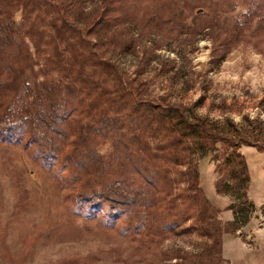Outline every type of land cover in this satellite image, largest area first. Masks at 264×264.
Listing matches in <instances>:
<instances>
[{
  "label": "rangeland",
  "instance_id": "374dc122",
  "mask_svg": "<svg viewBox=\"0 0 264 264\" xmlns=\"http://www.w3.org/2000/svg\"><path fill=\"white\" fill-rule=\"evenodd\" d=\"M38 2V7H30L37 43H31L34 67L41 79L75 84L69 97L73 114L89 122L105 103L98 94L101 88L92 91L89 81L78 75L82 48L56 38L52 21L59 18L58 10ZM56 2L64 3L76 25L99 29L97 36H90L97 43L95 52L120 71L108 73L95 65L94 57L88 59L86 71L107 88L106 98L120 93L118 79L128 80L144 98L165 96L188 113L220 124L232 120L240 127L259 120L264 130V21L258 14L255 19L249 16L253 0H111L99 21L104 0ZM22 15L18 9L15 22H21ZM157 132H147L150 142L158 140ZM96 151L106 162L107 179L131 178L129 167L121 170L110 161V139L100 140ZM239 152L247 162V196L253 207L236 221L238 204L233 209V198L215 189L217 179H229L230 169L222 158L215 159L218 152L198 161L199 186L218 209L215 218L230 231L224 235L240 242L227 237L218 253L192 217L167 227L161 241L151 243L139 241L119 225H104L101 212L86 217L82 208L77 215L69 202L77 181L57 167L38 165L22 144L0 142V264H199L198 258L202 264H264V153L245 145ZM183 169L171 166L168 182L172 196L184 202L180 210L186 215L189 202L180 196Z\"/></svg>",
  "mask_w": 264,
  "mask_h": 264
},
{
  "label": "trees",
  "instance_id": "16d2710c",
  "mask_svg": "<svg viewBox=\"0 0 264 264\" xmlns=\"http://www.w3.org/2000/svg\"><path fill=\"white\" fill-rule=\"evenodd\" d=\"M38 1L60 13L52 21L56 38L82 48L78 54V75L85 83L89 81L92 91L101 88L98 94L105 103L89 122L73 114L69 97L77 86H61L52 79H41L34 67L31 43H37L31 10ZM104 3L97 21L104 19L110 9L111 0ZM18 9L23 14L19 23L14 20ZM249 9L251 19L258 14L264 21V0H253ZM68 16L67 7L56 0H0V142L22 144L38 165L46 169L57 167L77 181V191L69 196L77 215L82 208L87 210L86 217L96 218L101 212L104 225H119L139 241L151 243H159L167 227L179 226L192 217L195 228L221 253L222 237L230 231L215 218L218 209L199 186L198 161L209 153H219L215 159H223L230 177L224 182L217 179L215 189L218 194L233 198V209L238 204L233 213L234 221L239 220L242 211L253 207L247 196L248 166L239 147L251 146L264 153L262 122L249 121L248 126L240 127L232 120L220 124L188 113L181 104L165 96L156 100L144 98L132 82L123 79H118L120 93L106 98L107 88L87 73V61L94 57L95 65L108 73L120 70L95 52L97 43L90 36H97L99 29L95 25L78 26ZM153 128L158 131L154 143L146 135ZM103 139L111 140L110 161L121 170L129 167L130 179H107L106 162L96 151ZM178 165L184 166L180 196L189 202L186 215L180 210L184 202L179 203L172 196L168 182L169 168ZM197 261L203 263L199 258Z\"/></svg>",
  "mask_w": 264,
  "mask_h": 264
},
{
  "label": "crops",
  "instance_id": "0c3cea01",
  "mask_svg": "<svg viewBox=\"0 0 264 264\" xmlns=\"http://www.w3.org/2000/svg\"><path fill=\"white\" fill-rule=\"evenodd\" d=\"M227 237L232 241H237V242H239V240L237 239V238H233V237H231V236H229V235H223V237H222V252H223V246H224V242L227 240ZM229 240V241H230ZM240 243V242H239ZM224 255V254H223ZM225 257V259H227L226 258V256H224ZM228 260V259H227ZM229 261V260H228ZM229 264H230V261H229Z\"/></svg>",
  "mask_w": 264,
  "mask_h": 264
},
{
  "label": "water",
  "instance_id": "95a60500",
  "mask_svg": "<svg viewBox=\"0 0 264 264\" xmlns=\"http://www.w3.org/2000/svg\"><path fill=\"white\" fill-rule=\"evenodd\" d=\"M238 234H240V232H238Z\"/></svg>",
  "mask_w": 264,
  "mask_h": 264
}]
</instances>
